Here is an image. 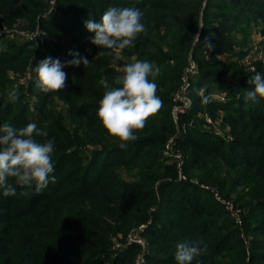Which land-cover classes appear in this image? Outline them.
<instances>
[{
	"label": "trees",
	"instance_id": "trees-1",
	"mask_svg": "<svg viewBox=\"0 0 264 264\" xmlns=\"http://www.w3.org/2000/svg\"><path fill=\"white\" fill-rule=\"evenodd\" d=\"M57 6L60 15L45 17L43 0H0V29L25 33L48 26L77 34L63 49L50 44L67 55L55 59L89 61L64 67L65 87L44 93L35 85V68L49 48L39 52L29 41L10 39L0 49V126L35 123L47 131L48 137L36 139L54 141L55 168L38 194L12 179L15 196L5 197L0 190V264H135L141 247L127 239L141 225L138 234L148 245L138 264H176L177 245L187 241L207 245L192 264H264V99H244L253 88L247 80L257 72L264 76V61L253 62V71L240 64L249 52L252 26L262 23L264 33V0H57ZM112 6L139 8L148 30L115 63L100 54L110 50L92 44L94 33L85 27V21L99 22ZM222 53L224 61L218 58ZM189 54L197 73L188 90L192 106L178 117L185 131L178 134L176 147L183 153L186 176L178 180L162 148L176 131L172 95ZM132 57L160 68L155 82L163 103L134 133L138 139L121 149L101 127L97 111L105 91L101 80L116 86L117 67ZM28 67L27 86L36 98L32 106L20 97L9 100V93H19L23 84L13 90L6 84L7 70ZM213 92H224L225 100L207 97ZM54 97L63 104L57 106ZM217 109L230 134L202 125L200 115L216 118ZM24 191L29 195H21ZM215 192L232 198L242 216L240 226ZM242 232L250 235L248 241ZM123 242V248L113 250Z\"/></svg>",
	"mask_w": 264,
	"mask_h": 264
},
{
	"label": "clouds",
	"instance_id": "clouds-1",
	"mask_svg": "<svg viewBox=\"0 0 264 264\" xmlns=\"http://www.w3.org/2000/svg\"><path fill=\"white\" fill-rule=\"evenodd\" d=\"M143 15L139 8L112 6L104 11L99 22L85 21V27L94 33L92 44L110 50L100 54L113 57L115 63L120 59L122 50L132 47L140 34H147L148 30L142 23ZM81 62L89 64L83 57L64 63L47 57L35 68V85L44 93L59 92L66 81V73L62 69ZM160 71L149 61L135 60L118 69L120 75L113 81L116 86H111L106 79L101 80L105 91L99 100L97 116L108 137L117 139L121 149L136 141L138 137L134 133L142 130L147 120L161 109L163 102L157 95L158 85L155 82ZM247 84L253 88L246 92V102L258 103L264 99V76L257 72L247 80ZM18 98L15 91L9 93L11 102H16ZM48 135L35 123L21 128H14L8 123L0 126V190L5 197L17 194L10 179L15 185L33 189L37 194L48 186L50 174L55 171L52 161L54 141L47 139L40 142L36 139ZM51 181L55 182V176H51ZM21 195H29V192L24 191ZM206 250L207 245L201 247L200 241L183 242L177 245L174 259L176 264H192Z\"/></svg>",
	"mask_w": 264,
	"mask_h": 264
},
{
	"label": "rangeland",
	"instance_id": "rangeland-1",
	"mask_svg": "<svg viewBox=\"0 0 264 264\" xmlns=\"http://www.w3.org/2000/svg\"><path fill=\"white\" fill-rule=\"evenodd\" d=\"M43 1H45L47 3V11H46V13H43V16L47 17L49 15H53V17H55L56 15H60V8L57 6V0H54L53 2H51L50 0H43ZM203 6H204V4H202V7ZM262 26H263L262 23L253 25L250 33H249L248 29H245V31L247 32V30H248V33H249L248 46L246 47V48H248L247 50H252L254 48H257V50L264 51V33L261 30ZM56 30H58L57 27L55 29H51L48 26H42V27L40 26L37 31L28 32L29 30H26L25 33H23V32L15 33L10 29L2 27V29H0V49L3 45L7 44V42H8L7 40H10V39L15 40L17 42V44H22L26 41H29L32 44L31 46L33 47V49L38 50L39 52H43L44 51L43 49H45V47L49 48V51L45 52L47 54V57H52L53 59H55L57 56L58 58H60V60H66L67 55L63 51H61L62 53H60L56 49H53V47H51L50 44L56 43L59 46V48L63 49L66 46L65 44H67L68 41L74 40L73 37L76 36L77 34H69V33H66L65 31H61V30L56 31ZM233 36H234V38H238L237 40L240 39L239 34L236 35L237 37L235 35H233ZM82 39L85 41V43L88 46H90L91 43L86 37H82ZM44 44H45V46H44ZM48 46H50V47H48ZM226 56L227 55L225 53H222V54L218 55V58L221 59L222 61H224ZM47 57H45V58H47ZM190 59H192V57L189 54L188 60H190ZM131 61L135 62V58L132 57ZM262 63L264 64V62H262ZM240 64L244 67V64L242 62V58L240 60ZM196 66H197V64H196ZM117 69H119V67H117ZM31 74H32V72H31L30 67L26 68L25 71H17L16 69L11 68V69L7 70V78L10 81L8 83H6L8 85L7 90H9V89L13 90L16 84H23L24 88L19 91L18 95L21 98V101H23V102L26 101L29 106H32L36 100L34 93L31 90H29L28 86H27L29 84L28 81L32 78ZM190 99H191L190 106H192V98L190 97ZM54 100H55V104L57 106H61L63 104L56 97H54ZM223 114L224 113L222 110L217 109L216 118L212 117L213 125H211V126H213V128L215 126V128L217 130H220V132L222 134H226V133L230 134L228 131V125H222ZM203 115H209V114L203 113ZM202 122H203V120H202ZM221 126H224V128ZM228 136H230V135H228ZM225 141L227 142V140H225ZM176 148L180 152H182L179 147H176ZM165 162H166V160H165ZM194 181H196V180H194ZM220 198H222V200H226V201L228 200V201H231L233 203L232 198L225 199L221 196H220ZM240 217L242 220L241 214H240ZM132 230H135V232L137 234V232L139 231V227H137L136 229L134 227L131 229V231ZM131 231H129V232H131ZM242 234H243L242 235L243 239L248 241L250 238V235L247 236L244 234V232H242ZM129 242H130V240H129ZM134 242L139 244V246L141 247V252L136 253L135 264H138V263L142 262V260H143V254L144 253H142V249L144 250L143 252H145L146 251L145 247L148 245V243H147V239L142 238L140 236H137L136 239L134 240ZM123 246H124V242L123 243H115L113 245V250L116 251L118 249L123 248Z\"/></svg>",
	"mask_w": 264,
	"mask_h": 264
},
{
	"label": "built area",
	"instance_id": "built-area-1",
	"mask_svg": "<svg viewBox=\"0 0 264 264\" xmlns=\"http://www.w3.org/2000/svg\"><path fill=\"white\" fill-rule=\"evenodd\" d=\"M53 2L54 0H50ZM256 60L264 61V52L261 50H257V48H254L252 50H249V52L243 57L242 62L244 65H246L250 70L254 69L253 62ZM197 73V66L195 62L190 59L189 64L183 69L182 76H181V84L178 86V88L174 91L172 95V101L173 105L171 107V116L173 119V122L176 124V131L175 133L170 136L164 143L162 148V155L165 158L167 162L173 163L174 167L177 172V179L178 180H185L186 176L183 173V164H184V158L183 153L180 152L176 148V140L178 134H182L185 131V125H181V127L178 126V117L181 114L186 113L190 109L191 99L188 94V90L191 86V80L193 76ZM207 97L218 100V101H224L225 100V93L224 92H213L209 94ZM201 119L203 120L202 125L206 128L211 127L213 125L212 123V117L209 115H201ZM214 130L220 133V130H217L214 126ZM180 136V135H179ZM227 140L231 139L229 136L226 138ZM214 197L219 202L223 203L225 205V208L227 211L232 215V217L235 219L236 224L239 226L242 224V220L239 214V210L233 206V203L231 201L222 200L220 198V195H218L216 192L214 193ZM143 225L139 226V230L142 229ZM139 236L138 232L132 230L130 234L128 235V242H134L136 237ZM133 237V238H132ZM141 237V236H140Z\"/></svg>",
	"mask_w": 264,
	"mask_h": 264
}]
</instances>
